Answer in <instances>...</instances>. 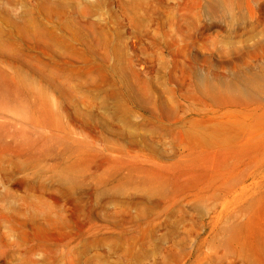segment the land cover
Segmentation results:
<instances>
[{
    "label": "rangeland",
    "instance_id": "rangeland-1",
    "mask_svg": "<svg viewBox=\"0 0 264 264\" xmlns=\"http://www.w3.org/2000/svg\"><path fill=\"white\" fill-rule=\"evenodd\" d=\"M257 231L264 0H0V264H257Z\"/></svg>",
    "mask_w": 264,
    "mask_h": 264
},
{
    "label": "bare ground",
    "instance_id": "bare-ground-1",
    "mask_svg": "<svg viewBox=\"0 0 264 264\" xmlns=\"http://www.w3.org/2000/svg\"><path fill=\"white\" fill-rule=\"evenodd\" d=\"M259 86V85H258ZM260 87V86H259ZM262 89V88H260ZM243 93L249 94V95H253L254 92L252 90H248L246 88V90L243 92L242 90H239L237 95H242ZM245 94V95H246ZM229 226V225H228ZM252 232V231H251ZM223 233L228 235L230 233L233 234V229L231 228H225L223 230ZM231 234V235H232ZM253 233H251L252 236ZM230 235V236H231ZM225 238V237H224ZM228 240V239H227ZM252 243V248H253V254H255L256 256V260H257V264H264V232L262 231H257L251 241ZM230 247V246H229ZM255 262V261H254ZM259 262V263H258Z\"/></svg>",
    "mask_w": 264,
    "mask_h": 264
}]
</instances>
